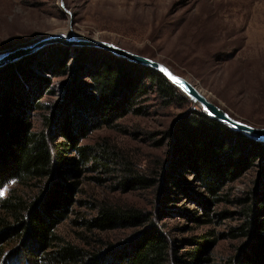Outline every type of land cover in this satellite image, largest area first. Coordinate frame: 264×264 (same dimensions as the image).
Returning a JSON list of instances; mask_svg holds the SVG:
<instances>
[{"label":"rangeland","instance_id":"374dc122","mask_svg":"<svg viewBox=\"0 0 264 264\" xmlns=\"http://www.w3.org/2000/svg\"><path fill=\"white\" fill-rule=\"evenodd\" d=\"M60 31L112 40L159 58L234 116L264 125V0H0V50ZM52 44L67 48L59 66L64 68L62 73L37 65L47 58L43 47ZM81 46L107 50L53 42L29 55L27 66L36 71L30 77L35 92L25 110L31 128L50 130L56 140L65 141L63 159L72 162L66 175L75 181L72 201L66 216L55 224V232L95 251L123 247L144 225L87 224L85 218L98 215L97 203L104 199L107 204L139 209L162 230L171 264H212L232 255L243 240L233 235V227L244 218L252 193L264 191V154L239 166L231 157L222 159L227 169V163H232L234 170L219 178L218 192L209 191L195 167L182 157L189 147L175 121L201 107L184 92L188 99L168 103L153 85L135 100L138 109L117 116L91 114L84 121L87 124L73 128L76 137L71 141L60 134L57 124L72 109L71 89L95 92L79 57ZM85 144L103 145L118 156L106 160L94 155L82 162L78 146ZM76 158L80 160L73 165ZM127 169L146 177L143 185L122 178ZM38 186L33 179L25 185L13 178L0 191L4 195L12 188L27 193ZM0 239L5 251L19 243L8 236ZM196 240L205 241V246L192 257L188 252ZM19 262L12 257L0 264H25Z\"/></svg>","mask_w":264,"mask_h":264},{"label":"trees","instance_id":"16d2710c","mask_svg":"<svg viewBox=\"0 0 264 264\" xmlns=\"http://www.w3.org/2000/svg\"><path fill=\"white\" fill-rule=\"evenodd\" d=\"M79 49V57L85 61L95 92L71 89L73 94L69 104H73L72 109L65 112L57 123L60 134L71 141L76 137L75 130L87 124L84 121L91 114L113 112L117 116L138 109L140 105L134 106V102L150 85L168 103L175 98L188 99L163 73L150 66L107 50L87 46ZM43 50L47 58L37 65L45 66V69L51 66L54 73H62L64 68L59 66L67 56L66 46L52 44ZM29 63L28 55L0 65V187L13 178L25 185L31 184L33 179L39 185L27 193L11 188L0 196V235L19 241L11 253L13 249L5 251L0 239V263L13 257L25 264H171L165 233L132 206L107 204L103 199L97 203L99 214L93 219L85 218L87 224L102 227L126 221L144 225L142 230L124 242L123 247L110 246L95 251L68 241L55 232V224L67 214L75 181L66 179L70 171L68 165L72 164L63 159L67 143L56 140L50 130H33L25 114L36 87L30 79L36 71L32 67L27 69ZM183 114L175 120L179 122L178 128L189 147L182 157L195 167L211 192H218L221 188L219 178L223 173L234 170L230 167L232 163H227V169L222 159L231 157L238 165L251 163L258 154H264V140L232 128L207 115L201 108H194L186 116ZM78 153L82 162L94 155L106 160L118 156L103 145H79ZM79 160L74 159L73 165ZM128 169L122 178H128L135 185H143L147 178ZM173 180L171 177L170 181ZM251 199L244 207V218L234 225L232 232L242 236L243 240L232 255L212 264H264V191L261 188L254 191ZM196 242L188 252L192 257L199 255L205 246V241Z\"/></svg>","mask_w":264,"mask_h":264},{"label":"water","instance_id":"95a60500","mask_svg":"<svg viewBox=\"0 0 264 264\" xmlns=\"http://www.w3.org/2000/svg\"><path fill=\"white\" fill-rule=\"evenodd\" d=\"M53 42H61L64 44L74 45L92 44L105 48L117 55L124 56L129 60L150 66L163 73L171 83L177 86L190 99L196 101L207 115L221 120L230 125L232 128L241 130L249 136L264 140V125H255L234 116L228 110L224 109L216 102L211 100L204 93L203 89L198 84H196V82L192 81L186 75L176 71L165 61L149 54L124 47L112 40L80 35L75 32H70L69 34L68 32L66 33L64 31L45 33L28 42L19 44L17 43L14 46L0 50V65L4 64L6 61H11L22 56L28 50L37 49L42 45ZM174 78H178V80L182 81V83H177V80Z\"/></svg>","mask_w":264,"mask_h":264},{"label":"bare ground","instance_id":"6f19581e","mask_svg":"<svg viewBox=\"0 0 264 264\" xmlns=\"http://www.w3.org/2000/svg\"><path fill=\"white\" fill-rule=\"evenodd\" d=\"M48 44H49V43H48ZM45 45H47V44H45ZM42 46H43V45H42ZM42 46H41V47H42ZM41 47H39V48H37V49H40ZM37 49L28 50L26 53H24L22 56H20V57H18V58H22V57L28 56V55H30V54L36 52ZM25 51H26V50H25ZM18 58L14 59V60H17ZM8 62H10V61H6L4 64H6V63H8ZM255 139H258V138H255ZM258 140H263V139H258Z\"/></svg>","mask_w":264,"mask_h":264},{"label":"snow or ice","instance_id":"6c2138e0","mask_svg":"<svg viewBox=\"0 0 264 264\" xmlns=\"http://www.w3.org/2000/svg\"><path fill=\"white\" fill-rule=\"evenodd\" d=\"M174 79H176L177 80V83H182V81H179L178 80V78H174ZM3 195V192L2 191H0V196H2Z\"/></svg>","mask_w":264,"mask_h":264}]
</instances>
